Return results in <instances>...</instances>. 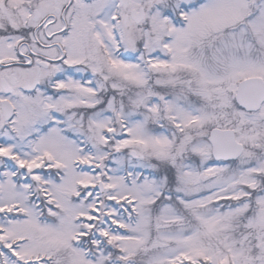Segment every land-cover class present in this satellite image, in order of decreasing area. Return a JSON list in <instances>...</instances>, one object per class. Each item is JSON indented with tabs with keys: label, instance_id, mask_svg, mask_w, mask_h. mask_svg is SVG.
<instances>
[{
	"label": "snow or ice",
	"instance_id": "obj_1",
	"mask_svg": "<svg viewBox=\"0 0 264 264\" xmlns=\"http://www.w3.org/2000/svg\"><path fill=\"white\" fill-rule=\"evenodd\" d=\"M0 264H264V0H0Z\"/></svg>",
	"mask_w": 264,
	"mask_h": 264
}]
</instances>
